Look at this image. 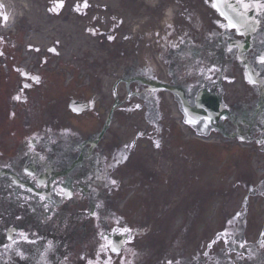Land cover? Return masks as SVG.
Instances as JSON below:
<instances>
[{
  "label": "flooded vegetation",
  "instance_id": "af4514ba",
  "mask_svg": "<svg viewBox=\"0 0 264 264\" xmlns=\"http://www.w3.org/2000/svg\"><path fill=\"white\" fill-rule=\"evenodd\" d=\"M200 1L204 12L197 30L175 41L166 38L152 55L123 51L121 20L92 17L103 55H87L85 71L71 78L47 66L51 55L42 58L44 65L25 66L9 43L2 45L0 264H108V234L119 231L110 227L111 204L128 200L129 188L136 194L134 203L155 194L154 182L146 185L139 179V164L132 166L134 153L163 140L170 104L178 101L152 86L185 87L190 103L218 98L217 121L196 132L245 139L264 151V0H229L243 21L232 20L236 16L229 12L227 20L213 7L215 0ZM89 9L87 4L84 15ZM108 119L110 126L99 136ZM140 120L156 131H136ZM129 124L134 136L128 134ZM187 143L183 135L179 157L184 163ZM165 193H177V186ZM145 252L155 258L149 244L137 245L131 252L134 263ZM256 252L249 255L247 249L236 264H264V243ZM223 261L199 244L182 264Z\"/></svg>",
  "mask_w": 264,
  "mask_h": 264
},
{
  "label": "rangeland",
  "instance_id": "374dc122",
  "mask_svg": "<svg viewBox=\"0 0 264 264\" xmlns=\"http://www.w3.org/2000/svg\"><path fill=\"white\" fill-rule=\"evenodd\" d=\"M174 2H177L174 5L176 9L174 12L176 15L173 19L174 24L177 23L174 30L175 32H181L186 28L191 27V25L195 26L199 22L201 19V7H199V0H197V2L196 0H174ZM189 2H192V4ZM40 3L42 4V2ZM121 7L124 8V6ZM150 10L153 14V9ZM179 10H182V14L180 13L177 16L176 11ZM60 15H63V13ZM80 19L82 22L85 21V18L83 19V17H80ZM19 29L20 30L16 35L11 34L9 35L10 38L7 39L16 45L15 49L18 55H23L21 53H23L22 35L24 34V27L21 26ZM154 30H158V28H155ZM119 31L121 34V27ZM137 36V34H135L134 37L129 35L127 39L122 42L123 48L131 50L132 48L135 49L139 47V55L150 54L152 48L148 50L145 49L143 47L144 41H141L140 45H134L137 42ZM154 38L156 39V37ZM94 44L96 45L95 42ZM29 54L32 55L31 52H29ZM129 54L132 55L133 53L129 52ZM72 59H74V57L68 58V56H65V58H62L60 56H54L51 58L52 65H49L50 67L54 66L52 67L55 69L54 71L63 76L62 74L66 71L71 72V69L75 67L73 65V62L75 64V60ZM80 64H82V62H80ZM170 121L171 119L168 118L165 121L166 126L163 124V128L165 130V142L168 144L165 145L164 142L163 145H161L158 149H154L153 152H151L150 149L139 148L140 151L135 152L134 155H141V157L134 160L132 166H140V170L146 173L148 180H151L154 177L149 169L151 165L145 167V160L142 159L143 157L152 156L153 159L159 157V160L154 159L153 162L156 163L161 170L164 169L166 172L170 170L173 176L178 174L177 179L180 177V171L183 172V170L187 167L186 176L188 181H186V183L189 186H193V188H191L192 192H194L195 188L198 199H195V197L193 198L194 202L196 201L195 203H197V210L194 211L192 217H189V214L181 216L184 220L186 218L188 219V228L185 226L180 228L178 226L180 220H178L175 223L172 222V226L170 228L168 227L165 229L163 226L166 225L167 218L161 215L162 218L158 221L161 228L159 229L160 236L157 235V231L152 237L155 239L156 246L160 247L159 252L157 251L158 254L162 253L167 247L171 248L174 244L186 243V241L191 244H199V240H202V244L204 246L206 243H209L214 234L223 230L226 221L225 216H229V213L236 212L235 210L240 206V202L246 192L244 184H248L250 182L246 181V176L247 174L252 173V167L249 165V160L253 158L261 160L258 156L251 154L247 155L246 152L243 151L246 148L241 147L238 143L224 142L219 139H215V142L213 143H208L206 141L207 137H204V140H198L191 136V138L187 140L188 143L186 145L188 158L191 162L187 164L185 161L184 163L179 157V151L184 147L183 144H180L182 135L180 137V129H178V126H176L174 122H172L171 126H169ZM129 125L133 127L132 124ZM137 126L138 129L140 128L139 130H141L145 126V123L140 120ZM134 131L135 128L133 127L130 131H128V134H133ZM144 131L146 132L147 130L145 129ZM186 132L188 137H190L191 130L186 129ZM139 146L141 145L139 144L138 147ZM176 153H178L177 156H175ZM168 154H172L170 159L167 158ZM165 160L167 162H165ZM159 161H161V165L158 164ZM164 170H162L160 175L158 174V177H161V179H163V177L166 178L163 173ZM194 202L192 205L195 206ZM257 208H253L251 210L250 214H248V219L244 220L240 216L237 220L234 219L236 223L242 221L245 227V232L250 238H255L258 235L257 232L261 226L260 221H262L264 217V215L262 218L260 215L259 218L254 216L256 215ZM255 220L257 224L253 223ZM175 224L177 225L175 226ZM214 244L217 245V242ZM167 252L168 250L164 251L163 254ZM114 259L118 263L119 258L116 257Z\"/></svg>",
  "mask_w": 264,
  "mask_h": 264
},
{
  "label": "bare ground",
  "instance_id": "6f19581e",
  "mask_svg": "<svg viewBox=\"0 0 264 264\" xmlns=\"http://www.w3.org/2000/svg\"><path fill=\"white\" fill-rule=\"evenodd\" d=\"M94 9H98L99 5H103L104 9L111 12H117L119 5L130 6L121 11L123 21V33L127 34L128 31L137 30L146 32L147 36L153 34V29H163L167 26V22L171 21L173 10H169L167 16L163 14L166 7H172L174 0H89ZM138 7V8H137ZM155 8L153 15L151 8ZM133 8H137L138 12L135 17L131 14ZM5 10L0 7V17H3ZM40 25L36 26L35 31L30 34L26 39L27 49H32L34 45L45 47L47 44H60L62 42L66 46L58 55H78L82 49H89L92 45L93 38L88 34L89 26L86 30H82L81 26L74 25V18L66 14L62 18L46 16L44 12L40 11ZM161 18V24L158 20ZM13 20L14 18L11 17ZM132 22V23H128ZM136 28V27H135ZM30 55V54H28Z\"/></svg>",
  "mask_w": 264,
  "mask_h": 264
},
{
  "label": "water",
  "instance_id": "95a60500",
  "mask_svg": "<svg viewBox=\"0 0 264 264\" xmlns=\"http://www.w3.org/2000/svg\"><path fill=\"white\" fill-rule=\"evenodd\" d=\"M187 109H188V113L190 115H193V116L196 115V113L200 112V108L199 107L198 108L188 107Z\"/></svg>",
  "mask_w": 264,
  "mask_h": 264
},
{
  "label": "snow or ice",
  "instance_id": "6c2138e0",
  "mask_svg": "<svg viewBox=\"0 0 264 264\" xmlns=\"http://www.w3.org/2000/svg\"><path fill=\"white\" fill-rule=\"evenodd\" d=\"M85 7H87V4L85 3V5H84ZM114 251H115V249H113Z\"/></svg>",
  "mask_w": 264,
  "mask_h": 264
}]
</instances>
